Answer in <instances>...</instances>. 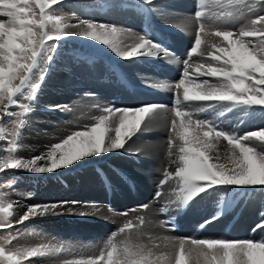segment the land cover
<instances>
[{
  "label": "snow or ice",
  "instance_id": "snow-or-ice-1",
  "mask_svg": "<svg viewBox=\"0 0 264 264\" xmlns=\"http://www.w3.org/2000/svg\"><path fill=\"white\" fill-rule=\"evenodd\" d=\"M153 2L139 0L140 4L149 6ZM60 3L61 0H0V142L8 145L7 148L0 146V152H7L0 157V172L52 173L88 157L124 149L142 126L150 129L156 118L168 111V106L160 104L136 108L106 106L103 114L93 117L94 124L67 135L51 145L46 153L31 159L20 158L16 153L22 146L19 140L24 121L16 122L11 132L4 127V122L30 111L27 104L19 105L23 109L19 114L11 109L18 105L17 97L25 89L27 99H35L46 71L41 70L36 82V70L42 62L52 60L49 52L57 47L56 43L49 42L76 35L106 46L122 59L157 57L164 51L146 35L138 36V42L130 47L123 46L124 30L106 23L81 20L71 25L65 16L53 11V6ZM246 3L247 0H198L201 10L194 13L198 25L194 44L183 61L181 78L172 85L175 99L167 156L169 164L175 167L174 171L165 169L158 185L159 189L170 180L175 182L171 202L180 209L212 190L264 188V128L243 135L229 133L218 130L212 120L194 119L193 111L188 110L189 105L204 102L208 108L227 104L251 110L260 106L259 110L264 112V15L238 30L213 27L231 20L234 13L230 9ZM193 56L199 60L190 63ZM61 107L56 105L51 110ZM206 110L204 107L196 109L198 112ZM251 114L246 111V115ZM221 139L227 141L224 153L218 147ZM159 195L158 190L157 197ZM59 203L62 206L68 202ZM57 207L55 203L27 206L18 223L59 214ZM140 207L147 208V205ZM12 209L13 203L0 201V225L11 226ZM138 219L143 224V217ZM211 222L208 220L205 224ZM133 227V222L128 221L119 232ZM258 227L264 228V223ZM115 237L113 234L98 256L65 264H264V240L179 238L173 243L171 253L156 255L151 248L130 241L117 242ZM62 250L63 245L42 244L12 250L0 246V264H22L25 259L45 257Z\"/></svg>",
  "mask_w": 264,
  "mask_h": 264
},
{
  "label": "bare ground",
  "instance_id": "bare-ground-1",
  "mask_svg": "<svg viewBox=\"0 0 264 264\" xmlns=\"http://www.w3.org/2000/svg\"><path fill=\"white\" fill-rule=\"evenodd\" d=\"M64 1L66 2L62 7L53 6V11L65 16L69 24L76 25L81 20L106 23L124 30L121 36L123 46L130 47L138 42V36L146 35L154 43L161 45L164 51L157 57L139 56L122 59L106 46L90 39L76 35L61 39L65 41L62 42L65 45L75 41H77L75 44L85 45L92 52V56L88 58L92 61L87 63V60L85 62L82 60L83 63L77 64L76 60L72 63L74 58L69 59L64 51L59 52L55 65L50 68L49 75L42 84L43 88L34 102L36 105L32 106L34 110L29 111L30 116L24 124L22 140L31 151L28 155L25 152L23 158L30 159L35 154L41 155L49 146L61 142L67 135L81 129L78 125L94 124L93 117L103 114L102 109L111 104L116 108L160 104L168 106V111L157 117L150 129L142 126L141 131L127 141L124 149L88 157L52 172L50 177L48 174L51 173H46L44 180L40 178L44 174L28 172L32 176L38 175L40 179L37 184H43L39 188L38 198L35 202L32 200V203L58 205L56 211L59 214L37 217L42 227L40 234L54 246L63 245V250L48 255L46 262L65 264L66 261L98 256L107 241L113 237L112 234L109 235V229L117 230L114 232L117 242L130 241L136 245H143L151 248L156 255L173 251L172 245L179 237L172 235L170 229L172 225L177 224L179 226L177 233L191 235L193 238L196 236L208 238L207 235L201 234L212 233L216 227L219 232L216 238L256 241L253 235H257L256 239L263 240L264 228L259 231L257 229L258 234L256 231L253 235L249 234V229L256 222L264 221V188L243 190L246 194L247 191H254L261 199L251 198L242 211L240 206L244 192L235 189L213 190L209 194L194 198L181 212L180 208L176 211L175 204L171 202L174 181L170 180L159 188L161 193L156 200L152 198L155 188H158L163 179L165 169L174 171L175 167L169 164L166 143L170 134L167 128L172 118L170 104L174 103L175 99L172 85L181 78L183 61L194 44L198 27L194 13L201 10L198 0H154L152 5H147L151 8V19L146 26L143 23L145 10L139 0H129L128 3L132 2V6L129 4L127 7L121 3L123 0H111L110 6L105 10L102 8V0ZM230 10L234 13L233 18L227 22L214 24L213 27L238 30L242 25H247L251 20L264 15V4L253 6L249 5L247 0L245 5H238ZM75 30L69 29L72 32ZM198 60L199 57L193 56L190 63ZM94 104L103 106L95 108ZM56 105L62 106L61 109L51 110ZM68 106L72 107L71 112H67ZM200 107L207 110L196 111ZM259 109L260 106H255L251 110H244L227 104L214 109L208 108L204 102L188 106V110L194 113V119L221 122L219 126L223 131L238 135L264 128V112ZM246 111L252 114L246 115ZM218 147L220 152L224 153L227 141L221 139ZM129 153L137 155L139 162L131 160ZM99 167L112 168L117 173L118 167L132 176L136 182L135 192L132 193L128 189L119 174L108 170V173L117 178L113 197L109 198L101 186V181L92 172ZM237 199L239 201L235 209L228 214V217L236 218L235 226L229 233L226 235L222 233V222L210 224L203 230L197 228L199 221L214 217L217 214L213 212L218 209L227 210L231 202ZM63 201L68 203L60 206L59 202ZM73 201L76 203H72ZM165 202L169 211L163 216L155 210ZM261 202L262 208L259 205ZM11 203L12 219H18L27 210L28 205L20 198ZM16 203L18 204L14 205ZM140 203L147 205L144 211L142 208L138 209L139 205L136 206ZM138 217H143V224L139 222ZM128 221H132L134 226L141 229L125 230L120 233L119 229ZM175 222L176 224H173ZM240 227L244 228V232L238 230ZM107 231L109 233H106ZM194 231L197 233L195 236ZM231 234H234L233 237ZM42 260L45 261V258Z\"/></svg>",
  "mask_w": 264,
  "mask_h": 264
},
{
  "label": "rangeland",
  "instance_id": "rangeland-1",
  "mask_svg": "<svg viewBox=\"0 0 264 264\" xmlns=\"http://www.w3.org/2000/svg\"><path fill=\"white\" fill-rule=\"evenodd\" d=\"M65 2L66 1L61 0V3L58 4V6L62 7V5H64ZM107 3H111V0H109ZM171 30H173V29H171ZM62 42H65V41L60 40V41H57V42H49V43H56L57 47L55 49H51L50 52H49V55L52 56V60L48 61L46 64L42 62L40 67L36 70V82H39V75L41 74V70L43 69V70H46L45 71V79L41 82V84L44 83V81L46 80L47 76L49 75L50 68L52 67V65L53 66L55 65V61L57 60V58L59 56V52H63L64 51V53H66L67 56H69V59H73L72 55L90 54L88 52L89 48H87L85 45L84 46H80V45H82L81 43L80 44L77 43L78 45L75 44L77 41H75L72 44H68V45L63 44ZM88 58L87 59L86 58H81L80 61L77 60V62H76V60H74V61H71V62L72 63L76 62L78 64V62L79 63L80 62L83 63V61L85 62L87 60V63H90L92 60L89 61ZM52 62H54V64ZM42 88H43V86H41V88L38 90V92H37V94L35 96V99H33V100H28L27 99L28 90L25 89V92L22 95L17 97L18 105L14 108L13 112L17 113V114L21 113L23 111V109L21 107H18V106L22 105V104H27L29 106V108H30V112H32L34 110L33 109L34 107H32V106L36 105V103H34V102L38 98V95L41 92ZM89 90L90 89H88V91ZM100 106L102 107L103 105H100ZM134 106L135 105L129 106V108L130 107L131 108H136L137 107V105L135 107ZM71 109H72V107L68 106L67 107V112H71L72 111ZM30 112H28V113H26L25 115H22V116L21 115H14L11 118H8L4 122V127L7 128L9 130V132H11V130L15 127V123L16 122H19L20 120H23L24 124H25L26 121H27V118L30 116V114H29ZM51 115L53 116L54 113H51ZM57 119H59V118L57 117ZM90 124L91 123H89V125L88 124L87 125H84V124L78 125V127L81 128V129H78V130H84L85 126H90ZM220 126H221V124H220ZM220 126L218 125V129L222 130V128ZM168 129L169 128H167V131H168ZM23 130H24V126L21 129V136H20V140H19V142H20V144L22 146L18 150V152L16 153L20 158L24 157L22 155H24L25 152H27L26 154L28 155L30 153V151H31V149L28 148L24 144V141L22 140V131ZM11 138L12 137L10 135L7 137L8 140H10ZM0 146H3L4 148H7L8 145H7L6 142H0ZM49 148H50V146L47 148V151L49 150ZM47 151L45 150L44 153H46ZM5 155H7L6 151L5 152H0V157H3ZM35 156H38V155L35 154ZM35 156H32L31 158H34ZM27 159H29V158H27ZM112 172L117 174V172L114 171V170ZM94 173L96 174V177L101 181V177H102L101 174L99 172H96V171ZM52 174L53 173L48 174V176L50 177ZM45 175H47V174H44V175L40 176L41 180L46 179ZM40 178L38 177V175L32 176L26 170H4V172H0V194H2V195H0V201H2L3 203L6 204V203L11 202V201H17V199L20 198L24 202L25 205H28V206L38 205V203H32V202L33 201L35 202V199L38 198L39 188H41L43 186V184H40V185L37 184L38 180ZM111 178H112V184H110V185H111V187L114 186L113 188H115V182H117V178L113 177L112 175H111ZM114 179H115V181H114ZM129 182H132V178L131 177L129 178ZM135 184H136V182H135ZM158 190L161 193L160 189L155 188V191L152 194V198L154 200H156V198H158L157 197ZM134 192H135V190L132 191V193H134ZM252 195H254V197L252 198L253 200L254 199H257V200L261 199V196H259L258 193H255L254 191H252ZM172 199H174V195H173ZM17 204L18 203L14 204V205H17ZM259 205H260V208H262L263 203L261 202V203H259ZM136 206H138V209H141L140 206H142V203L136 204ZM167 207H168L167 203L165 202L164 204L159 205L158 206V210H155V211L157 213H159L160 215H163L162 212H159V211L163 210V212H164L163 216H166V214H168V211H169V207H168V209H167ZM35 219H31L32 221L29 220V221L24 222V223H18L19 218L13 220L12 217H11L10 218L11 226H8L7 224L0 225V246L5 247L7 250H12V249H15V248H18V247L19 248L38 247V246H40L42 244L53 245L52 242H50L49 240H46L47 238H45L44 236H42L40 234L41 230H42L41 224L39 223L40 220H39V218H35ZM240 228L238 229L239 231L244 230L243 227H240ZM169 229H170V227H169ZM260 229H263V228L260 227L258 229V231ZM108 231L106 233H109V235L110 234L113 235L114 232L117 231V230L116 229H109ZM127 231H130V230H127ZM258 231L256 232V234H258ZM172 235H176V232L173 233ZM179 235H180L181 238H185V235H181V234H179ZM193 235L195 236V235H197V233L194 231ZM201 235H203V236L207 235V237L209 239H212V238L218 237L219 236V232L217 231V229L215 227L212 230V233L211 232H205V233H203ZM233 235L231 234L232 237H233ZM253 236H254V238L255 237L257 238V235H253ZM173 238H175V237H173ZM188 238H191V237H188ZM196 238L197 239L201 238V236H196ZM256 238H255V240L257 241L258 239H256ZM9 240L11 241L10 243L8 242ZM258 241H260V240H258ZM43 258H45V261L42 260ZM46 258H47V256H45V257H36V258H28V259L23 260L22 264H48L46 262Z\"/></svg>",
  "mask_w": 264,
  "mask_h": 264
}]
</instances>
